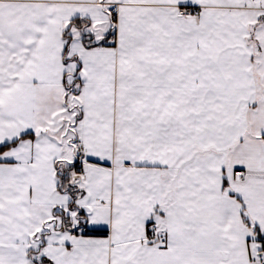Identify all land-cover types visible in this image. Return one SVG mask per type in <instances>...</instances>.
<instances>
[{
    "label": "snow or ice",
    "instance_id": "1",
    "mask_svg": "<svg viewBox=\"0 0 264 264\" xmlns=\"http://www.w3.org/2000/svg\"><path fill=\"white\" fill-rule=\"evenodd\" d=\"M0 264H264V0H0Z\"/></svg>",
    "mask_w": 264,
    "mask_h": 264
}]
</instances>
